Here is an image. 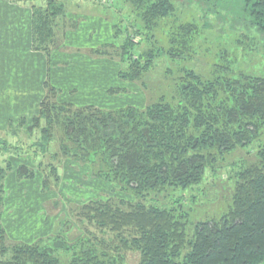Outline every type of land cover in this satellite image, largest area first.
Here are the masks:
<instances>
[{
    "label": "trees",
    "instance_id": "obj_1",
    "mask_svg": "<svg viewBox=\"0 0 264 264\" xmlns=\"http://www.w3.org/2000/svg\"><path fill=\"white\" fill-rule=\"evenodd\" d=\"M98 1V15L112 21L109 12H101L109 10L107 6ZM119 1L128 9L120 12L127 13L125 19L112 21L113 36L122 37L120 43H107L91 52L117 58L123 63L119 71L122 80L138 81L148 88L147 77L161 56L184 60L192 51L198 27L193 21L177 24L164 32L166 44H158L154 33L174 15L172 1ZM248 1L254 24L264 34V0ZM30 2L33 48L49 54L63 44L67 31L75 29L80 18H70L67 13L72 12L61 0ZM130 28L135 31L130 32ZM216 70L219 74L206 78L192 68L181 67L175 74L167 67V79L161 82L165 87L158 99L144 107L117 109L61 102L59 90L47 80L38 114L31 120L17 121L30 132L39 128L40 139L34 145L41 154L56 141L65 161L90 163L95 176L115 181L122 190L133 193L138 199L135 202L92 200L78 215L117 231L124 247L140 251V264H259L264 260L263 145L257 162L240 163L231 176L235 190L227 210L218 218L190 221L188 205L194 202V194L186 192L203 181L207 168L214 171L223 155L257 144L264 133V75L231 69L230 63ZM116 91L121 89L111 88V92ZM13 125L9 123L8 129L13 131ZM10 147L5 148L9 151ZM48 167L56 186L58 165L51 162ZM11 170V163L0 169L1 190ZM15 172L22 179L36 175L27 164H19ZM42 180L45 189L48 180L44 175ZM7 238L0 223V264L117 261L108 254H102V259L92 250L78 251L69 243L71 246L65 248L71 250V259L64 263L58 254V237L12 245L7 244Z\"/></svg>",
    "mask_w": 264,
    "mask_h": 264
},
{
    "label": "rangeland",
    "instance_id": "obj_2",
    "mask_svg": "<svg viewBox=\"0 0 264 264\" xmlns=\"http://www.w3.org/2000/svg\"><path fill=\"white\" fill-rule=\"evenodd\" d=\"M30 1L35 4L45 3V0ZM61 1L67 3L68 10L76 14L73 16L68 12L70 18H80L78 30L84 26L81 24L84 17L97 16L101 8L98 0ZM100 1L105 4H101L102 6L109 9L101 12H109L113 22L127 16L125 12L120 14L122 9L128 11L123 6L124 3H118L117 0ZM171 1L175 6V13L160 24L154 38L159 40L158 44H166V30L182 22L193 21L198 30L192 51L184 60L161 56L159 65L153 68L147 77L148 88L138 81H126L124 85L113 83L114 87H121V91L115 98L111 97L112 105L130 104L144 107L142 105H148L158 99L165 87L161 82L167 79V67L175 74L181 67L192 68L209 78L219 74L217 68L230 63L231 69L239 68L264 75V34L254 24L251 15L252 3L248 0ZM112 21L110 20L111 25ZM132 29L130 28V32L133 33L135 30ZM121 38L113 37V40L107 43L119 44ZM135 39L139 40V37ZM143 47L142 44L141 49ZM112 60L117 61V58ZM118 61L120 68H123V63ZM137 88H140L145 96V104H142ZM9 123L14 124L13 131L11 127L8 129ZM261 137L253 146L239 147L223 155L216 163L214 171L207 168L203 181L186 192L194 194V202L188 205H191L190 221L194 223L201 219L218 218L227 210L235 190V180L231 176L240 163L248 165L258 161V149H261V145L264 146V133ZM39 139V128L30 132L26 125L17 123L13 112L7 113L0 108V169H6L9 163L12 165V170L7 172L4 179V187L0 189V223L7 231V244L33 243L39 239L58 237L57 241L61 243L60 245L56 242L60 247L58 254L64 263L69 262L72 255L71 250H66L65 246L72 243L76 250H92L102 259V254H108L117 259L115 264H140V251L124 247L117 231L112 230L110 226L99 227L96 221L80 218L78 215L81 207L92 200L112 198L116 202L120 199L135 202L138 199L132 192L122 190L115 181L95 176L94 167L90 163L82 164L70 159L65 161L56 141L50 144L46 154H41V151L38 152L39 148L34 145ZM9 146L11 147L7 151L5 147ZM34 151L38 152L37 156ZM52 153H58L59 156L55 158ZM51 162L58 165L60 180L56 186H53L54 178L51 177L48 167ZM19 164L31 166L36 170V175L27 179L17 177L15 168ZM43 175L48 180L45 189L42 187ZM190 226L192 227V224ZM259 264H264V260Z\"/></svg>",
    "mask_w": 264,
    "mask_h": 264
},
{
    "label": "crops",
    "instance_id": "obj_3",
    "mask_svg": "<svg viewBox=\"0 0 264 264\" xmlns=\"http://www.w3.org/2000/svg\"><path fill=\"white\" fill-rule=\"evenodd\" d=\"M84 20L81 30L76 27L68 31L62 47L47 54L33 48L32 3L27 0H0L2 110L13 112L17 121L21 118L31 120L38 114L46 95L47 80L59 90L58 100L61 102L105 109L127 106L112 105L110 101L111 97L120 94V91L111 92V88L121 89L117 85L126 82L119 77V61L91 52L113 40L112 25L102 15L84 17ZM111 63L114 66L111 67ZM113 83L117 84L116 87ZM137 90L142 104H145V96L140 88Z\"/></svg>",
    "mask_w": 264,
    "mask_h": 264
}]
</instances>
